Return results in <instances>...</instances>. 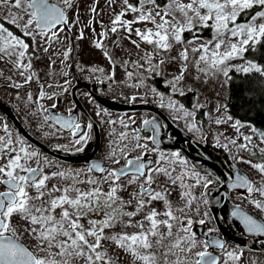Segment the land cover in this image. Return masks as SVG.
Listing matches in <instances>:
<instances>
[{
    "label": "snow or ice",
    "instance_id": "obj_1",
    "mask_svg": "<svg viewBox=\"0 0 264 264\" xmlns=\"http://www.w3.org/2000/svg\"><path fill=\"white\" fill-rule=\"evenodd\" d=\"M72 7L73 0H57V3L50 0H0V63L9 65L23 78V83H15L11 82V76L7 77L9 87H24L33 81L36 73L30 71L33 67L30 44L5 25L19 29L22 36L31 37L33 43L38 36L49 45L58 43L56 27L60 25V31H63V26L69 24L66 9ZM254 8L259 10L251 14L247 21L238 22L243 13ZM90 11L95 12V8ZM129 12L134 14L132 20L122 19ZM91 23L89 21L86 26ZM137 24L144 27L134 28L133 25ZM149 24L151 27H148ZM118 26L127 32L125 39L133 35L138 38L130 39L137 49L141 42L152 48L151 52L131 62L140 70L136 76L138 83L131 84V87L143 85L144 72L159 75L161 67L167 63L162 53L172 51L174 45L191 46L190 49L182 47L177 56L171 57L179 64V74L173 76L168 84L174 93L178 91L181 96L185 95L180 88L181 82L188 79L191 70L195 73L192 76L194 81L199 82L203 77L205 83L221 75L227 82L233 71L264 77V65L245 58V53L264 45V0H165L162 5L157 0H122V10L115 14L109 30L116 33ZM199 29H210L211 39L199 41ZM184 33L193 34V39L186 40ZM98 35L105 37L107 32L102 31ZM83 38L84 32L81 31L77 39ZM93 44L110 64L113 63L111 54L101 41H93ZM43 51L48 53L49 47ZM70 52L71 48L62 53L57 50V55L62 57L61 63L68 61ZM154 56L160 57L157 63H153ZM234 60L243 63L233 64ZM122 63L127 66L129 62ZM98 70L103 71L92 69L93 72ZM61 74L66 77L68 72ZM133 75L132 71L127 72L130 80ZM113 78L114 74L109 77ZM68 83L65 81V85ZM194 90L192 87L187 89L188 92ZM55 95V92L48 95L41 86L35 103L39 104V100L45 98L51 100ZM132 99L135 100V97ZM27 101L33 102L31 93L27 94ZM161 106L182 113L185 118L194 116L182 105L177 107L171 98L165 105L161 96ZM193 107L200 108L202 105L196 103ZM222 108L218 105L216 111L220 112ZM41 110L48 112L43 105L37 112ZM96 114L101 116L106 113L98 111ZM178 118L181 117L174 116V119ZM44 120L54 121L60 130H69L75 137L72 140L75 145L86 143L90 135L72 116L44 115ZM231 120L232 117L227 116L214 122L220 125ZM107 123L116 125L117 121L108 120ZM118 123L123 129H128L135 121L119 119ZM143 125V129L135 128L131 132H117L113 128L107 159L118 167L92 162L86 171H58L53 162L47 157L42 160L37 151L19 137H13L4 125V135H0V264H118V259L113 258L109 249L117 257L125 254L127 264H238L243 253L230 248L220 238H211L209 234L214 229L209 228L208 232L202 233L207 237L205 239L193 231L195 223L204 225L206 220H194L189 214L195 212L200 215L199 207H192L196 197L192 196L191 190L197 186L207 189L212 180L194 169H188L187 161L179 153L166 154L156 147L150 148L149 144L159 143V127L155 119H146ZM243 126L240 121L232 124L237 132ZM86 127L91 130L93 124L89 121ZM189 127L190 130L195 127L194 123ZM145 130L153 134L142 136L141 132ZM251 132L253 135L242 136L243 143H237L236 139L229 143L238 151L253 155L258 149L260 159L264 161V146H261L264 145V131L252 127ZM253 136L258 137V144L253 143ZM224 147L228 148V145ZM81 150L77 148V151ZM149 153L155 154V158L146 159ZM240 162L249 164L264 176V162L255 163L242 157ZM178 165L183 166L179 173ZM186 178L194 183H186ZM53 180L56 183L50 184ZM176 187L182 190L179 196L184 206L180 208H174L168 199ZM228 187L246 189L248 196L245 199L264 213V187H254L242 175L237 176ZM130 188L133 190L129 191ZM256 193L261 199L255 197ZM161 201L163 210L154 206L155 202ZM203 215L206 217L207 213ZM232 216L240 221L247 233L264 236V222L245 213L239 206ZM22 237L29 243L23 242Z\"/></svg>",
    "mask_w": 264,
    "mask_h": 264
},
{
    "label": "flooded vegetation",
    "instance_id": "obj_2",
    "mask_svg": "<svg viewBox=\"0 0 264 264\" xmlns=\"http://www.w3.org/2000/svg\"><path fill=\"white\" fill-rule=\"evenodd\" d=\"M63 52V51H62ZM61 56H56L60 59ZM57 62V61H56ZM68 75L65 77L60 72V75L48 77L44 82V91L51 95L56 93L51 100L42 99L43 107L48 109L45 115H59L63 117L72 116L74 120L81 124L84 131H89L90 135L86 143L82 145H75L72 140L75 137L71 136L69 130H60L59 125L54 121L45 122L44 118L41 121H36L33 129L20 118L12 104L2 97L14 111L20 121L26 128L40 138L49 149L34 143L33 141L22 135L14 126L8 115L0 109V118L11 128L15 134L20 136L27 144L36 148L47 159L56 161L59 166H55L57 170L71 165L82 166L87 169L88 164L92 162H99L103 166L118 167L113 165L107 159L110 151L109 142L112 139L110 135L113 128L117 132L129 131L135 128H144V120L155 119L159 127L157 135L158 142L162 137L170 139L171 147H164L162 143L158 145H151L149 147H156L159 151L164 153L176 152L180 157L189 163L191 169L198 171L201 176H207L212 183L207 189L200 187L192 189V196L196 197L192 207H199L200 215L195 212L189 213L194 220L204 218L206 223L200 225L195 223L193 231H195L201 239L207 237L202 236V233L208 232L209 228L215 231L210 233L211 238H220L230 248H235L243 253L242 259L238 264H264V236H257L249 234L243 229V225L239 220L232 216V212L237 206L245 213L248 211L254 218L264 222V213H260L253 205L250 204L246 189L244 188H229L228 185L235 181L237 176L242 175L239 170L244 171L248 175V180L252 182L254 187H264V176L253 170L249 164L240 162V157L244 160H252L255 163H261V153H255V156L243 157L237 152H234L233 146L225 148V143L212 136L211 124L202 115L197 118L194 115L191 120L180 116L181 118L174 119V116L169 108L161 106V99L155 101L148 97L137 98L131 96L127 89L122 90L116 86L110 79L98 78L90 73H85L86 70L75 68H66ZM65 81L69 83L65 85ZM48 85H51L49 88ZM67 88L64 91L62 87ZM135 97V100L132 98ZM143 103L141 108H132V104ZM56 107L52 108L51 105ZM104 112L106 114L98 116L97 112ZM172 113H170V112ZM119 119H124L125 122L134 120L135 123H130L128 129H123L118 123ZM108 120L117 121L116 125L107 123ZM93 124L91 130L87 129L88 122ZM7 122V123H6ZM194 123L195 127L190 125ZM152 131H142V136L152 135ZM143 142V141H142ZM174 146V147H173ZM77 148L82 149L77 151ZM135 155V153H133ZM77 158V159H71ZM147 158H155V154L149 153ZM123 164V161H121ZM99 175L98 173H94ZM189 183L194 181L188 179ZM155 187V185H154ZM133 189H129L132 191ZM125 198L127 194L125 193ZM178 197V195H176ZM255 197L261 199L256 193ZM169 201L174 208H179V204L184 205V201L178 203L177 201ZM208 203L205 204L204 201ZM154 206L163 210V202H155ZM207 213L205 217L203 214ZM248 213V214H249ZM179 214V213H178ZM219 255V252H217Z\"/></svg>",
    "mask_w": 264,
    "mask_h": 264
},
{
    "label": "rangeland",
    "instance_id": "obj_3",
    "mask_svg": "<svg viewBox=\"0 0 264 264\" xmlns=\"http://www.w3.org/2000/svg\"><path fill=\"white\" fill-rule=\"evenodd\" d=\"M93 7L95 8V12L90 11V9ZM121 10L122 0H115L114 3H111L110 0H73V7L71 9H66L69 21V29L67 30L64 28L63 31H60L61 26L56 27V31L59 32L60 42L52 43L49 45L45 43L44 39L39 36L36 38V43L32 42V48L34 49V51L31 50L30 53L33 57L31 60L33 67L30 71H34L36 73V76L33 78L32 82H30L29 84H25L24 87L20 89L9 87L10 81L6 79L7 77L11 76V82L15 83H23V78L20 77L16 71L11 70L9 65L0 63V71H2V78H0V97L10 102L12 106H14L16 113L20 116V118L26 123H28L31 128L36 129L35 122L41 121L45 115L42 110L37 112L39 106L43 104L41 100H39V104L35 103V101L39 97V90L41 86H43L44 82L47 81L48 77L54 75L58 76L60 75V73L66 71V68L70 67L74 69L76 66V68L80 69V72L81 69H84L86 70L85 73H90L91 75L98 78L109 79V77L114 74V78L110 79V82H113L122 90H124V88L127 89L131 96H136L137 98L148 97L159 102V98L161 99L162 96L164 98L165 105L168 103L169 98H171V100L175 102L177 107L182 105L185 110L194 113L197 118H199L198 114L200 112V108H203L204 116L207 117V120L211 124L212 136L220 141H223L228 146H232L229 143V141L232 139H236L237 143H243V135H253L251 132V128L254 126L251 123L238 120L237 118L231 116L225 109L224 99L226 84L225 78L222 75L218 78L209 79L207 83L204 82L203 77H201V80L199 82H196L192 79V76L195 74L194 70H191L188 79L182 81L180 85V88H182L184 91L187 90L189 87L195 89V100L190 107H186L174 98V96L172 95L173 91L170 86L169 93H164L157 87H155V85L150 80V77L153 75L152 73L144 72L143 75L145 76V79L143 85L140 87H131V84L138 83L136 76L140 73V70L135 68L131 62L139 60V58L144 56L146 52H151L152 48L151 46L141 42L140 48L137 49L130 42V39L137 40L138 38L133 35L130 39H125L128 34L125 30L120 29L119 26L118 31L116 33H112L109 30L111 27V21L112 19H114L115 14L119 13ZM258 10L259 9H257L256 11ZM133 15L134 14L129 12L122 19L132 20ZM75 21H78V23H74ZM89 21H92L91 25L86 26L88 25ZM245 21L247 20L240 22L242 23ZM133 27H144V25L137 24L133 25ZM148 27H151V25L149 24ZM81 31L84 32V38L77 39V36ZM102 31L107 32V35L105 37H100L98 35ZM190 39H193V37ZM209 39L211 38H204L199 36V41H207ZM96 40L101 41L104 48H106L107 51L111 54L113 63L110 64L108 58L103 55V52L100 49H96L94 47L93 41ZM45 47H49L48 53H45L43 51ZM182 47H189V49L191 48L190 45H174L172 51L162 53V56L166 59L167 63H165L161 67L160 75L163 76L164 82L167 84L168 81L173 78V76L179 74V64L177 62L172 61L171 57L177 56L178 51L181 50ZM68 48H71L70 57L65 63H61L62 57L60 59H56L57 50L62 53V51ZM36 57L39 58L37 59ZM49 57H51V60L49 59ZM159 59L160 57L154 56L153 63H157ZM52 61H54V63H52ZM123 61L129 62L127 66L122 63ZM25 62L28 61L26 60ZM140 63H144V61L140 60ZM232 63L240 64L243 63V61L234 60L232 61ZM65 65H67V67ZM94 68L103 69V71L101 72L98 70L96 72H93L92 69ZM145 68H147V65H145ZM128 71H132L134 73L133 78L131 80L127 77ZM151 89H155L156 91L153 92L151 91ZM28 93L32 94L33 102L27 101ZM196 103H199L200 105H202V107L194 108L193 105ZM218 105L223 106L220 112L216 111ZM165 108L168 107L165 106ZM169 110L175 115L183 116L182 113H176L170 108ZM227 116H231L232 120L228 121L225 124L217 125L214 122L217 118ZM186 118L188 120H191L192 117ZM236 121H240L241 124L244 125L243 127H240L239 132H237L232 127V124ZM4 125L7 124H5L0 118V135H4ZM8 131L13 137H19L21 140H23L20 136L15 134V132H13V130L9 127ZM253 143H259L258 137L253 136ZM25 144L30 146L26 142ZM30 147L33 150L37 151L42 159L41 153L33 146ZM233 148V151L237 152L240 156H255L251 152H240L235 147ZM255 153L260 152L257 149ZM50 161L53 162L55 166H59L58 162L53 160ZM187 168L191 169L189 163H187ZM64 169L86 171V168L78 165H71L65 168L63 167L59 170ZM182 170L183 166L178 165L177 173ZM185 182L189 183L187 178ZM51 183H56V181L53 180L50 182V184ZM198 188L199 186L194 189ZM180 191L182 190L179 187H176L172 190L171 195H169L168 197L171 200L180 203L182 202L179 196ZM176 195H178V197ZM183 206L184 205L179 204V208ZM129 231L131 230L129 229ZM22 241L26 244L29 243L28 239L24 237H22ZM106 247L108 246L106 245ZM109 252L111 255H113L114 259H118V264H127L128 257L125 254H120L119 257H117L116 254L111 251V249H109Z\"/></svg>",
    "mask_w": 264,
    "mask_h": 264
},
{
    "label": "trees",
    "instance_id": "obj_4",
    "mask_svg": "<svg viewBox=\"0 0 264 264\" xmlns=\"http://www.w3.org/2000/svg\"><path fill=\"white\" fill-rule=\"evenodd\" d=\"M135 2V0H133ZM161 5L165 0H157ZM258 8L246 11L241 15L239 21L248 20L251 14H254ZM10 30H12L16 35L21 36L25 39L26 42L30 44L29 51L34 49L32 48V38L23 37L19 29L15 28L12 25L6 24ZM198 36L204 38H211L212 32L210 29H199ZM193 37V34L184 33V38L186 40ZM245 58L248 60H253L254 62L264 65V45H261L256 48L255 51H249L245 53ZM230 78L225 82V99L224 107L227 112L237 118L240 121L251 123L258 131H264V77H261L259 74H243L230 72ZM152 83L164 93H169L170 88L167 83L164 82L162 75L153 74L150 77ZM172 95L174 98L185 105L190 107L195 100V90L188 92L185 90V95L181 96L179 92H173ZM203 108H200L198 114L202 115Z\"/></svg>",
    "mask_w": 264,
    "mask_h": 264
},
{
    "label": "water",
    "instance_id": "obj_5",
    "mask_svg": "<svg viewBox=\"0 0 264 264\" xmlns=\"http://www.w3.org/2000/svg\"><path fill=\"white\" fill-rule=\"evenodd\" d=\"M51 3H57V1L55 0H50ZM62 6V5H61ZM67 13V12H66ZM58 26V25H57ZM65 28H67V26H64ZM143 103H137V104H132V108H141L143 107ZM0 109H4L5 113L8 114V117L11 119V121L13 122L14 126L16 127V129L22 134L24 135L26 138H28L29 140L33 141L34 143L42 146L43 148L49 149L48 146L41 140L39 139L36 135H34L32 132H30L26 126L20 121V119L16 116V114L14 113V111L12 110V108L6 103L4 102L2 99H0ZM160 143H162V145L164 147H171L170 146V139H167L165 136L162 137V139L159 141ZM174 147V146H173ZM71 159H75V158H71ZM77 159V158H76ZM239 173L242 174V176H244L245 178L248 179V175L242 171L239 170ZM247 213H249L248 211H246ZM250 214V213H249Z\"/></svg>",
    "mask_w": 264,
    "mask_h": 264
},
{
    "label": "bare ground",
    "instance_id": "obj_6",
    "mask_svg": "<svg viewBox=\"0 0 264 264\" xmlns=\"http://www.w3.org/2000/svg\"><path fill=\"white\" fill-rule=\"evenodd\" d=\"M2 111H5L4 109H1ZM6 112V111H5ZM8 115V114H7Z\"/></svg>",
    "mask_w": 264,
    "mask_h": 264
}]
</instances>
